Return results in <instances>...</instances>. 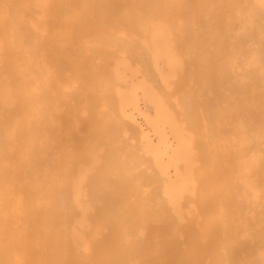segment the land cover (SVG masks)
Segmentation results:
<instances>
[{
	"label": "bare ground",
	"instance_id": "6f19581e",
	"mask_svg": "<svg viewBox=\"0 0 264 264\" xmlns=\"http://www.w3.org/2000/svg\"><path fill=\"white\" fill-rule=\"evenodd\" d=\"M0 264H264V0H0Z\"/></svg>",
	"mask_w": 264,
	"mask_h": 264
},
{
	"label": "rangeland",
	"instance_id": "374dc122",
	"mask_svg": "<svg viewBox=\"0 0 264 264\" xmlns=\"http://www.w3.org/2000/svg\"><path fill=\"white\" fill-rule=\"evenodd\" d=\"M1 81H2V79H1V75H0V84H1Z\"/></svg>",
	"mask_w": 264,
	"mask_h": 264
}]
</instances>
